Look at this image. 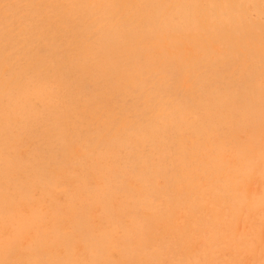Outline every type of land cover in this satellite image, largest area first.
Returning <instances> with one entry per match:
<instances>
[{"label": "rangeland", "instance_id": "rangeland-1", "mask_svg": "<svg viewBox=\"0 0 264 264\" xmlns=\"http://www.w3.org/2000/svg\"><path fill=\"white\" fill-rule=\"evenodd\" d=\"M0 264H264V0H0Z\"/></svg>", "mask_w": 264, "mask_h": 264}]
</instances>
